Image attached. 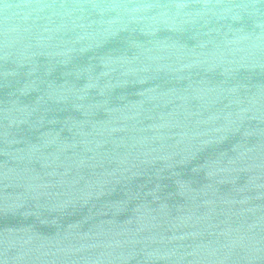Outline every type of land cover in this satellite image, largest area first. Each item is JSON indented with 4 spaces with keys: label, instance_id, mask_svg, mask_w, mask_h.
Wrapping results in <instances>:
<instances>
[{
    "label": "water",
    "instance_id": "95a60500",
    "mask_svg": "<svg viewBox=\"0 0 264 264\" xmlns=\"http://www.w3.org/2000/svg\"><path fill=\"white\" fill-rule=\"evenodd\" d=\"M0 264H264V0H0Z\"/></svg>",
    "mask_w": 264,
    "mask_h": 264
}]
</instances>
